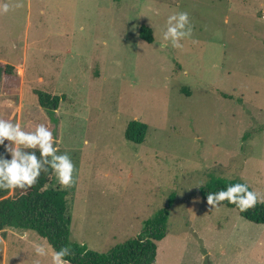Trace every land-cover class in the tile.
<instances>
[{
  "label": "rangeland",
  "instance_id": "rangeland-1",
  "mask_svg": "<svg viewBox=\"0 0 264 264\" xmlns=\"http://www.w3.org/2000/svg\"><path fill=\"white\" fill-rule=\"evenodd\" d=\"M2 3L0 64L14 71L0 80V118L47 125L70 155L74 185L52 174L45 189L68 192L74 241L107 252L170 204L152 264H264V225L199 194L211 177L238 179L264 203V0ZM177 11L192 37L160 47ZM36 91L61 97L50 117ZM134 120L147 125L141 144L124 137ZM53 253L33 230L0 231V264H52Z\"/></svg>",
  "mask_w": 264,
  "mask_h": 264
},
{
  "label": "trees",
  "instance_id": "trees-1",
  "mask_svg": "<svg viewBox=\"0 0 264 264\" xmlns=\"http://www.w3.org/2000/svg\"><path fill=\"white\" fill-rule=\"evenodd\" d=\"M139 37L149 44L154 42L152 30L148 26H141ZM13 71V66L0 64V80L1 78L7 80L12 76ZM36 95L39 106L47 112L49 117V114L56 112L61 101L60 96L41 91H36ZM223 97L230 98L226 94ZM146 132L147 125L134 120L129 122L124 137L129 142L141 144L144 142ZM8 143L5 141V144ZM3 151V147H0V152ZM36 151L39 155L38 150ZM51 175V170L48 173L42 172L38 182L27 191L0 190V231L9 227L33 230L43 237L54 251L68 247L71 254L65 259L70 260L71 264H152L155 261L157 243L168 233L170 204L146 220L137 236L101 253L72 239L70 221L67 218L68 192L58 188L45 189ZM235 183L245 182L238 179L211 177L205 185L200 187L199 194L207 200L209 192L226 189L227 186ZM249 189L252 190L250 186ZM171 198L173 200L174 196ZM222 205L236 209L241 217L252 223L264 225V203L259 199L255 206L244 211L227 201L222 202Z\"/></svg>",
  "mask_w": 264,
  "mask_h": 264
},
{
  "label": "clouds",
  "instance_id": "clouds-1",
  "mask_svg": "<svg viewBox=\"0 0 264 264\" xmlns=\"http://www.w3.org/2000/svg\"><path fill=\"white\" fill-rule=\"evenodd\" d=\"M8 11L9 4H0V14ZM161 31L163 42L160 47H168L170 43L173 48H182L181 42L192 37L193 28L189 13L177 11L169 15ZM5 141L9 143L5 144ZM0 147L4 149L0 152V190L27 191L38 182L42 172L48 173L49 170L56 176L62 188H70L75 183V165L70 155L67 152L58 154L56 138L45 124L36 125L34 131H25L19 122L0 118ZM258 199H261L259 194L250 190L247 183H235L226 189L209 192L207 204L215 208L227 201L244 211L255 206ZM35 252L38 256L47 254L45 248L39 245L36 246ZM70 254L68 247L54 251L52 264H71L70 260L65 259Z\"/></svg>",
  "mask_w": 264,
  "mask_h": 264
}]
</instances>
